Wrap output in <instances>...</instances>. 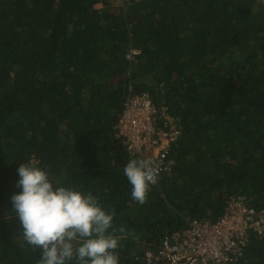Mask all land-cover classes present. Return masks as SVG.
I'll return each mask as SVG.
<instances>
[{
  "label": "trees",
  "instance_id": "obj_1",
  "mask_svg": "<svg viewBox=\"0 0 264 264\" xmlns=\"http://www.w3.org/2000/svg\"><path fill=\"white\" fill-rule=\"evenodd\" d=\"M122 2L0 0V264H39L10 201L29 161L114 211L119 264L230 196L264 209V0ZM143 92L179 135L140 205L123 169L141 157L114 128ZM243 258L264 264V238Z\"/></svg>",
  "mask_w": 264,
  "mask_h": 264
},
{
  "label": "clouds",
  "instance_id": "obj_2",
  "mask_svg": "<svg viewBox=\"0 0 264 264\" xmlns=\"http://www.w3.org/2000/svg\"><path fill=\"white\" fill-rule=\"evenodd\" d=\"M72 26L68 28L71 35ZM174 161H168L171 168ZM161 171V162L131 159L123 169L132 186L131 197L143 205L150 186ZM19 194L10 197L25 242L41 251L39 264H119L114 211H106L92 193L57 184L49 171L35 161L17 169ZM111 230V231H110ZM124 228L119 232L123 233Z\"/></svg>",
  "mask_w": 264,
  "mask_h": 264
},
{
  "label": "built area",
  "instance_id": "obj_3",
  "mask_svg": "<svg viewBox=\"0 0 264 264\" xmlns=\"http://www.w3.org/2000/svg\"><path fill=\"white\" fill-rule=\"evenodd\" d=\"M112 3L122 7L123 2L112 0ZM130 53L138 54L136 50ZM177 126V119L170 115L168 108L155 104L150 95L143 92L126 98L114 129L129 153L161 162L159 178L167 170L165 160L171 143L179 135ZM245 202L243 196H230L215 222L187 217L184 229L164 236L155 246L144 245L135 261L141 264H242L250 239L264 238V209Z\"/></svg>",
  "mask_w": 264,
  "mask_h": 264
},
{
  "label": "rangeland",
  "instance_id": "obj_4",
  "mask_svg": "<svg viewBox=\"0 0 264 264\" xmlns=\"http://www.w3.org/2000/svg\"><path fill=\"white\" fill-rule=\"evenodd\" d=\"M135 262L139 263V261H135Z\"/></svg>",
  "mask_w": 264,
  "mask_h": 264
}]
</instances>
